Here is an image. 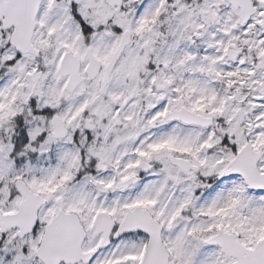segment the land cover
<instances>
[{
  "label": "snow or ice",
  "instance_id": "6c2138e0",
  "mask_svg": "<svg viewBox=\"0 0 264 264\" xmlns=\"http://www.w3.org/2000/svg\"><path fill=\"white\" fill-rule=\"evenodd\" d=\"M0 264H264V0H0Z\"/></svg>",
  "mask_w": 264,
  "mask_h": 264
}]
</instances>
